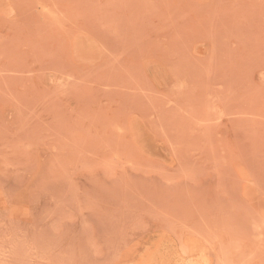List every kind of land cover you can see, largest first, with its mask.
I'll return each mask as SVG.
<instances>
[{"label":"rangeland","instance_id":"374dc122","mask_svg":"<svg viewBox=\"0 0 264 264\" xmlns=\"http://www.w3.org/2000/svg\"><path fill=\"white\" fill-rule=\"evenodd\" d=\"M264 264V0H0V264Z\"/></svg>","mask_w":264,"mask_h":264},{"label":"bare ground","instance_id":"6f19581e","mask_svg":"<svg viewBox=\"0 0 264 264\" xmlns=\"http://www.w3.org/2000/svg\"><path fill=\"white\" fill-rule=\"evenodd\" d=\"M195 264H208L206 261H203V262H197V263H195Z\"/></svg>","mask_w":264,"mask_h":264}]
</instances>
